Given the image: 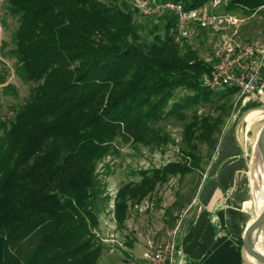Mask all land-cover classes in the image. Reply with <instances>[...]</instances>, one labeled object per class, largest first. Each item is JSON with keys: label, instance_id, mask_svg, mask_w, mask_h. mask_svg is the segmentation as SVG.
Here are the masks:
<instances>
[{"label": "trees", "instance_id": "trees-1", "mask_svg": "<svg viewBox=\"0 0 264 264\" xmlns=\"http://www.w3.org/2000/svg\"><path fill=\"white\" fill-rule=\"evenodd\" d=\"M176 1L192 8L210 0ZM5 7L16 22L10 51L31 85L12 115L0 116V264H117L99 261L120 244L98 230L112 172L106 163L101 173L99 162L122 143L175 142L162 121H182L181 158L137 168V179L116 188L112 211L123 228L131 206L210 159L238 89L200 85L210 62L174 39L169 13L156 15L161 27H147L130 0H5ZM224 8L264 14V0H228ZM184 195L165 207L170 216ZM129 258L118 264H135Z\"/></svg>", "mask_w": 264, "mask_h": 264}, {"label": "crops", "instance_id": "crops-1", "mask_svg": "<svg viewBox=\"0 0 264 264\" xmlns=\"http://www.w3.org/2000/svg\"><path fill=\"white\" fill-rule=\"evenodd\" d=\"M261 75L255 91L238 93L210 159L194 172L198 176L194 191L178 199L164 232L151 237L161 240L175 213L185 209L177 236V264H261L242 247L246 227L264 207V174L248 137L252 123L264 116V67ZM98 227H103L100 217ZM148 239L137 236L128 253H135L136 244L143 253Z\"/></svg>", "mask_w": 264, "mask_h": 264}, {"label": "rangeland", "instance_id": "rangeland-1", "mask_svg": "<svg viewBox=\"0 0 264 264\" xmlns=\"http://www.w3.org/2000/svg\"><path fill=\"white\" fill-rule=\"evenodd\" d=\"M223 7L221 6L220 8L223 9ZM234 12L242 14L245 17V21L238 26L235 33H232V27L227 28V34L232 35L236 41L240 42L255 38L264 41V14H247L240 9H235ZM135 17L138 20L146 21L147 27H151L153 24H158L161 27L163 23L158 16H146L137 12ZM15 24V19L6 12L5 0H0V116L3 118L12 115L14 107L24 100L31 85L19 73L16 67V58L10 51L12 46L10 32ZM220 36V31H215L210 28H200L194 34L185 38L184 41L191 44L199 55L206 59L211 54L216 43L219 42ZM147 38H150V36L148 35ZM237 96L238 92L236 93ZM205 108L206 106L201 107V109ZM162 124L170 132L175 142H169L166 145L156 148L122 143L119 145L116 153L107 155L98 164V170L102 171L101 173L104 172L106 163L112 169V172L105 176L106 190L111 194V198L105 203L99 214L103 227H98V230L103 238H108L106 242H112L109 239L112 237L121 244L115 243L114 250L108 255L103 252L102 256L99 257L100 262L114 260L117 264L121 263V261L125 263L124 258L130 257L129 260H132L133 263L140 264L139 256L142 253V247L136 244L134 247L135 253H128L130 252L128 249L130 247H127L124 242L126 240L125 236L133 239V243L135 244L137 236L140 238L141 236L156 238L161 235L165 230L166 220L170 217L169 213L164 209L176 196V192L188 194L194 191L198 176H195L193 173H186L181 177L179 175L172 176L166 183L158 186L139 204L130 207L123 228H119L116 225L112 211V196L122 182L139 177L133 170L140 167L159 166L168 160L179 159L182 156L179 145L176 144L181 139L182 121L175 117H169L163 120ZM257 128L258 125L255 128L249 129L248 137H252L253 132ZM203 149H205L204 146ZM173 211H176V208L173 207L171 213ZM263 235V231H260L259 246L261 249L264 248Z\"/></svg>", "mask_w": 264, "mask_h": 264}, {"label": "built area", "instance_id": "built-area-1", "mask_svg": "<svg viewBox=\"0 0 264 264\" xmlns=\"http://www.w3.org/2000/svg\"><path fill=\"white\" fill-rule=\"evenodd\" d=\"M130 1L144 15H173L176 21L174 39L178 42L194 34L200 27L221 32L219 42L206 57L210 66L200 76V85L203 87L216 89L236 86L239 94H246L260 86L264 66V41L255 38L240 42L227 34V28L232 27V33H235L238 26L245 21L242 14L220 8L228 0H210L192 8H186L182 2L176 0ZM184 214L185 209L175 214L174 224L161 240H147L140 264H177V236ZM109 239L115 240L112 237Z\"/></svg>", "mask_w": 264, "mask_h": 264}, {"label": "water", "instance_id": "water-1", "mask_svg": "<svg viewBox=\"0 0 264 264\" xmlns=\"http://www.w3.org/2000/svg\"><path fill=\"white\" fill-rule=\"evenodd\" d=\"M257 125L258 130L256 134L257 141L255 150H258L260 154L264 171V116L258 121ZM260 231H263L264 234V207L248 224L242 236L243 249L256 261L264 264V249H259L256 246L260 242Z\"/></svg>", "mask_w": 264, "mask_h": 264}, {"label": "bare ground", "instance_id": "bare-ground-1", "mask_svg": "<svg viewBox=\"0 0 264 264\" xmlns=\"http://www.w3.org/2000/svg\"><path fill=\"white\" fill-rule=\"evenodd\" d=\"M261 118H262V117L256 119V120L252 123V125H251L250 128H255L256 125H257V123H258V121H259ZM257 130H258V128L255 129V131L253 132V136L251 137V141L253 142V144L255 145V147H256V141H257V138H256ZM254 153H255V155L258 157L259 162H260V165H261V168H262V171H263L262 161H261V157H260V154H259L258 150H255ZM263 174H264V171H263ZM256 246L259 248V245H258V244H257ZM259 249H260V248H259Z\"/></svg>", "mask_w": 264, "mask_h": 264}]
</instances>
